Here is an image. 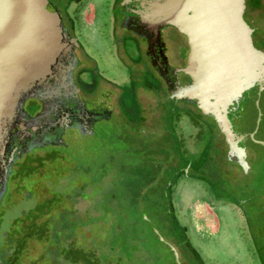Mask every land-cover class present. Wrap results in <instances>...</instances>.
Masks as SVG:
<instances>
[{
  "label": "rangeland",
  "instance_id": "1",
  "mask_svg": "<svg viewBox=\"0 0 264 264\" xmlns=\"http://www.w3.org/2000/svg\"><path fill=\"white\" fill-rule=\"evenodd\" d=\"M89 11L83 16L89 18ZM166 56L171 64L179 60L173 36L167 40ZM115 75L119 82L125 80L122 70ZM162 93L138 97L145 116L142 123L130 125L116 113L101 123L99 135L80 138L66 150L76 152L75 160L88 164V171H84L87 165L77 167L65 152H56L53 160H46L51 155L46 147L34 153L33 171L25 165L17 168L0 199V264H86L83 259L87 257L96 258V264H177L169 248L175 249V243L163 229L165 220L182 226L184 242L201 264H264V250L249 239L246 224L235 209L212 204L204 181L185 174L174 178L183 161L190 159L186 154L194 153L198 143L196 139L187 149L183 147L180 128L169 113L176 103L162 99ZM123 104L119 103V110H126L127 119L133 120L131 100L127 98ZM246 106L240 113L246 119L244 127L249 128L253 109L249 103ZM188 171L190 174L191 169ZM240 180L246 186L245 178ZM164 181L171 186L162 187ZM259 185L264 193V183ZM48 200L47 212L38 214L32 224L50 218L47 239H26L15 258L11 252L21 236V222H28L23 214ZM87 207L95 209L96 215L86 218L84 214L77 225L92 221L69 233L63 231V237L57 232L62 244L56 243L53 232L59 229L55 218L64 211L81 212ZM259 213L262 218L257 222L263 224L264 206ZM250 224L257 229L253 220ZM159 235L162 243L155 238L161 240ZM68 247L77 251V256H64ZM175 250L178 261L185 264L180 249Z\"/></svg>",
  "mask_w": 264,
  "mask_h": 264
},
{
  "label": "flooded vegetation",
  "instance_id": "2",
  "mask_svg": "<svg viewBox=\"0 0 264 264\" xmlns=\"http://www.w3.org/2000/svg\"><path fill=\"white\" fill-rule=\"evenodd\" d=\"M49 1L59 10L62 25L74 39L70 75L66 90L53 94L50 101L28 98L23 102L20 125L12 130L10 147L16 146L15 159L6 178L5 190L17 168L30 163L36 151L46 147L51 153L65 152L80 138L99 135L101 123H107L116 113L128 120L125 110H119V103L124 105L120 99L121 91L127 86L132 91L133 105L138 111L135 117L140 121L145 119L138 101L141 94L163 92L161 97L166 100V85L161 76L162 72H167V40L172 36L179 58L173 66L184 65L187 52L184 39L175 35L172 29L167 36L162 30L159 41L147 42L126 27V14L119 8L121 0ZM85 10H90L89 18L83 16ZM244 15L255 25L253 46L264 51V0H245ZM118 70L125 72V80L121 82L115 75ZM177 77L181 84H188L186 75L179 72ZM175 103L171 116L180 128L183 147L196 139L198 146L195 157V152L186 154L190 161H183L174 178L186 175L204 181L208 200L212 204L215 202V205H228L235 209L241 222L246 224L244 213L253 211L255 215L258 205L264 201V193L257 192L258 186L253 184L264 183V177L255 175L254 182L249 180L248 174L226 159V144L215 122L202 116L190 104ZM247 103L253 109L250 127H244L246 119L241 113L231 120V125L239 136L244 168L254 165L264 172V146L255 142H264V87L259 90L254 85L244 92L239 104L242 111L247 108ZM26 157H29L28 161H24ZM240 178H245L246 186L241 184ZM233 194L242 199V208ZM247 218L250 221L251 216Z\"/></svg>",
  "mask_w": 264,
  "mask_h": 264
},
{
  "label": "water",
  "instance_id": "3",
  "mask_svg": "<svg viewBox=\"0 0 264 264\" xmlns=\"http://www.w3.org/2000/svg\"><path fill=\"white\" fill-rule=\"evenodd\" d=\"M244 5L245 0H121L119 8L126 27L147 42L159 41L162 30L166 35L172 29L184 39V65L165 62L167 72H162L166 101L190 104L214 121L226 144V159L253 181L264 172L254 165L244 168L231 125L243 93L254 85L264 87V51L253 46L255 25L244 15ZM73 47L74 39L49 0H0V199L15 159L11 135L20 125L22 104L28 98L50 101L66 90ZM179 72L188 77L187 85L178 81ZM233 197L242 208V199ZM169 248L180 264L174 247Z\"/></svg>",
  "mask_w": 264,
  "mask_h": 264
},
{
  "label": "trees",
  "instance_id": "4",
  "mask_svg": "<svg viewBox=\"0 0 264 264\" xmlns=\"http://www.w3.org/2000/svg\"><path fill=\"white\" fill-rule=\"evenodd\" d=\"M121 97L122 98H120V99H123V101L125 99L129 98L131 100V103H132L131 107H132V109H134L133 110V115H134V119H136L135 122H134V119L133 120H126V121L129 122L130 125H133V126L138 125L140 122L142 123V121L138 120V118L135 117V115L138 114V111H137V108L133 105L132 91H131L129 86H127L126 89L121 91ZM173 111H174V109H171V110H169V113H172ZM125 112H127V111L125 110ZM123 118H125V117H123ZM57 152H59V151H57ZM65 153L67 155H69L70 157H72V159H74V161L76 162V166L77 167H81L82 165H87L84 168V171H88L89 170V167H88L89 165L85 164L84 161L75 160L77 158V155H78V154H76V152L74 153L73 151L72 152L65 151ZM55 154H57L56 151L51 153V155L49 157H47L46 160H49V161L53 160L54 157H55ZM38 160H40V159H38ZM92 161H93L92 163L95 166L96 162L94 161V159ZM30 163H27L25 166H27L26 168H31L32 169L31 171H33V167L30 166ZM88 163H89V161H88ZM31 171H29L28 173L26 172L25 174H29ZM14 176H15V174L13 175V177ZM259 183L260 182H255L253 184L255 186H258V188H260ZM162 187H164V188L168 187L166 181H164V184H163ZM256 191L257 192H262V191H259V189H257ZM50 202H51V200H48V201H46V203H42L39 206H36L32 211H26L23 214L24 215V220H27L28 222L27 223L26 222L25 223L21 222L22 225H24L22 227V229H20L22 231V233H21L20 238L13 245L14 251L12 250V252H11V253L15 254V258H17L19 256V254H20V252H21V250L23 248L24 241L26 239H28V238H30L32 236L36 237L37 239H40V238L47 239V237L49 235V232H50L47 229L48 222H49L50 218H48V220H46V221L40 222L39 225L32 226V224H36L35 223V219L37 218L38 214H41L42 212H47L48 207L50 205ZM151 205L154 206L155 202L151 201ZM262 206H264V201L260 202V204L258 205V210H257V212H255V215H253V213H254L253 211L245 212L244 214H245V217H246L245 221H246V227H247V234H249L248 237L250 236L249 239L253 242V244H258L261 247V249L264 250V242L262 241V240H264V223L260 224V223L257 222L258 218L259 219L262 218L260 213H259V210H260V208ZM168 208H169V206H168ZM94 211H95V209H91V207H87V210L83 209V211H81V212L76 209V210H69V211H64V212L60 213L58 215V217L55 218V220H54V222L57 224L56 226H58V229H59L58 231H54L53 232V234H54V236L56 238L55 242L59 243V241H60L59 245L62 244V242H61L62 240L59 238V235L56 234L57 232H60L62 237H63L65 231L67 233H69V231L70 232L74 231L75 227L82 226V224H83V226H87L92 220L91 221L87 220L85 223H81L79 225H77V223H80V221L81 222L83 221L82 216H84V214H86V218H88L90 216H93V215H96V213H94ZM247 213H250V215L247 216L246 215ZM70 216H71V219L69 220ZM250 216H251L250 221L253 220L255 222V225L257 226V229H253L251 227L250 221L247 218V217H250ZM165 222L166 223L163 226L164 227L163 228L164 232L175 243V249H177V248L180 249V251H181L180 255L182 257L183 263H185V264H201V262L198 261V259H196L195 255L193 253L190 254L191 252L188 249L187 244H185V242H184L185 240H184V235L182 234V226L177 225V224H173L171 222V220H169V221L165 220ZM73 223H75V224L73 225ZM258 225H261L262 228L258 227ZM155 238H156V240L158 242L162 243V240H158L156 236H155ZM64 240H66V239H64ZM62 249H64V247L61 248V251H62ZM76 252H75V250H72L71 247H68L66 249V252H65L64 256H67V257H70V256L73 257V255L77 256ZM83 260L85 261L86 264H96V258L87 257V258H85ZM179 262H180V264H182L181 261H179Z\"/></svg>",
  "mask_w": 264,
  "mask_h": 264
}]
</instances>
